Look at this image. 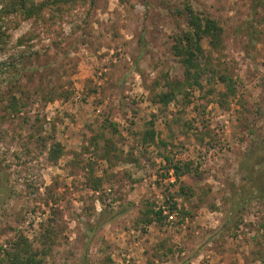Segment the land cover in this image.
I'll return each instance as SVG.
<instances>
[{
  "label": "rangeland",
  "instance_id": "obj_1",
  "mask_svg": "<svg viewBox=\"0 0 264 264\" xmlns=\"http://www.w3.org/2000/svg\"><path fill=\"white\" fill-rule=\"evenodd\" d=\"M188 7L222 38L165 106ZM3 25L0 264L50 232L45 264H264V0H61Z\"/></svg>",
  "mask_w": 264,
  "mask_h": 264
},
{
  "label": "trees",
  "instance_id": "obj_2",
  "mask_svg": "<svg viewBox=\"0 0 264 264\" xmlns=\"http://www.w3.org/2000/svg\"><path fill=\"white\" fill-rule=\"evenodd\" d=\"M61 0H47L42 4L34 3V0H5L2 3V9L0 10V44H4L6 40H10V36L7 31H4L3 21L4 18L16 14L23 16L24 19H41L44 16L45 11L52 5H58ZM257 5V4H256ZM257 7V6H256ZM257 9H254V12ZM188 13V30L179 35L175 40L174 54L180 59V62L184 68V80L174 81L169 83L170 91L164 93L159 102H162L165 106L173 101L179 92H183L196 85L200 86L201 79L203 78L208 68V62L203 63L205 58V50L202 47V41L206 38L210 39V44L213 48L220 46L223 29L220 27L214 19L211 17H203L196 15L191 7L187 9ZM11 66V64H8ZM221 82L228 87V91L232 94L235 93V87L233 79L222 75L220 77ZM154 136V134H153ZM60 150H55L53 153V159H57L60 156ZM166 162L171 164L172 160L166 157ZM260 162H257L255 166L258 169L261 167ZM171 166V165H170ZM167 167V172L170 168L173 169L177 181H180L185 175L191 174L192 169L189 165H175ZM257 169V170H258ZM257 170L254 172L256 174ZM253 193L254 198L264 200V191L261 185L254 179L253 182ZM245 201V200H244ZM246 202V201H245ZM246 206V204H243ZM176 206L173 205L172 208ZM162 211H148L147 223L152 224L154 220L162 221ZM92 228V227H91ZM97 229V227H96ZM42 242L44 247L48 249L46 245L52 238V232L44 233ZM47 249L38 251L33 249L32 245L28 240L22 238L21 240H15L11 242L10 248L6 251V259L4 264H45V256Z\"/></svg>",
  "mask_w": 264,
  "mask_h": 264
}]
</instances>
